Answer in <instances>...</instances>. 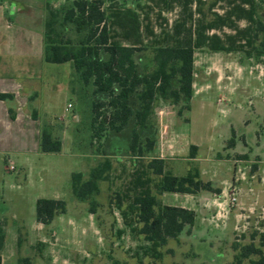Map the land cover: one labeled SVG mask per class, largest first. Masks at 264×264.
Returning <instances> with one entry per match:
<instances>
[{"label":"rangeland","instance_id":"rangeland-1","mask_svg":"<svg viewBox=\"0 0 264 264\" xmlns=\"http://www.w3.org/2000/svg\"><path fill=\"white\" fill-rule=\"evenodd\" d=\"M36 1L47 12L45 29L47 22H52V29L45 32L53 43H70L76 46L86 39L87 34H78L73 26L65 25L62 20L63 9L75 0ZM101 1L105 3V10L121 14L123 10H132L139 17V38L132 37L131 41H127L123 30L114 25L111 26L110 33L112 43L121 46H132L134 40H139L136 46L140 51L135 55V62L141 75L155 70L154 50L172 44L173 26L180 18L188 19L194 30L203 29L209 24L217 25V29L208 35H218L224 40L226 36L236 37L239 31L253 26L246 19L250 13L264 22V0ZM48 10L55 14L51 15ZM221 19L225 20L226 25L221 24ZM114 20L111 19L110 22ZM246 42H240L242 48L231 53L212 52L207 47L197 50L192 100L175 102L155 99L144 130L133 119L119 133L113 132L106 125L104 131L95 138L91 131L95 110L101 106L100 114L110 118L114 112L111 100L106 94L96 93L93 81L85 85L74 72V116L81 119L74 137L78 148L72 150L68 146L62 157L51 156L45 160L51 170L65 172L75 169L76 165L90 171L93 165L106 159L112 163L107 187L97 199L100 208L95 220L101 227V232L95 235L97 255L105 256L100 264L104 261L105 264H161L160 252L152 251L151 245L138 234L141 225L138 224V208L134 204L142 192L156 193L161 179L153 177L147 168L155 159L163 160L164 164L167 161L168 170L165 174L174 175L172 172H176L182 175L179 178L188 176L190 172L198 173L200 177L197 164H209L207 172L210 174L211 163L226 161L224 166H227L232 160L235 163V178L228 197L231 208L237 205L233 199L240 197L245 189L239 198V212L233 217L237 226L235 231L214 235L221 236V240L225 242L221 255L217 256L196 244L194 250L191 249V228L187 227L182 237L184 245L175 241L180 245L178 254L169 250L173 261L193 259L196 252L202 256L200 261L193 262L195 264H237L234 256L240 254L242 247L249 245H254L264 253V199L261 201L257 196L256 201L247 202L245 197L253 192L251 182L264 186V55H257ZM101 55L104 56V53L101 52ZM134 102L133 99L132 104H136ZM136 106L133 105L134 108ZM102 120L103 116L100 121ZM134 129L140 134L143 148H147L148 141L154 142L152 152H131ZM233 137L235 146L231 148L229 142ZM192 142L198 143L199 147L192 145ZM79 151L83 154V160L73 156V153ZM193 153H196L194 159L191 158ZM186 164L191 168L188 173L184 171ZM40 177L37 173H31L29 180L25 182L23 177L19 178L15 173L2 172L0 191H4L6 195L36 193L42 184ZM44 178L45 182L50 181V177L43 175ZM242 184L246 188L243 189ZM238 192L239 196L235 195ZM6 205L9 206L10 213L19 209L12 203ZM3 207L0 205V208ZM222 214H216L213 222L218 230L221 226L226 227L230 220L227 211H222ZM24 237L25 230H21V242ZM51 247L54 249L53 245ZM40 251L41 248L37 245L35 253L39 254ZM90 252L86 241L80 239L70 245L65 254L67 260L74 259L76 255L87 260ZM51 254L55 256L54 253ZM59 254L62 256L64 253ZM258 259V256H251L241 264H250L251 260ZM41 264L50 263L44 261Z\"/></svg>","mask_w":264,"mask_h":264},{"label":"crops","instance_id":"crops-1","mask_svg":"<svg viewBox=\"0 0 264 264\" xmlns=\"http://www.w3.org/2000/svg\"><path fill=\"white\" fill-rule=\"evenodd\" d=\"M46 17L47 12L36 0H0V173H15L17 177H23L25 182L29 180L31 173H37L42 182L36 193L6 195L4 191H0V205L4 206L0 208V222L5 223L6 233L5 246L1 252L2 264H18L20 258H30L33 264H41L44 261L50 264H100L105 260V256L97 255L95 235L101 232V227L97 225L96 215L89 213L88 205L74 198L71 187L74 173H82L87 180L90 171H85L82 165H76L75 169L66 172L51 170L46 165L47 157H62L68 146L77 150L74 137L81 123L80 117L74 116L73 64H50L45 60ZM2 96H10L12 100H3ZM69 105H72V108L67 110ZM33 112L37 113L38 120L33 119ZM43 124H47L53 136L62 142L61 153L41 152ZM192 145L199 147L195 142H192ZM73 156L83 160L80 151L73 153ZM225 162L211 163L210 174L207 172L209 164H197L201 180L211 183L221 194L203 191L195 195L163 193L158 196L163 206L183 208L196 213L189 246L194 250V244L199 245L217 256L221 255L225 242L221 240V236L214 235L235 231L237 226L233 217L239 212V198L246 188L242 184L244 190L237 198V205L231 208L228 197L235 178V163L231 160V164L224 166ZM99 163L93 166L96 167ZM167 165L166 161L165 171L168 170ZM190 169L186 164L184 171L188 173ZM172 173L177 177L182 176L176 172ZM43 175L50 177V181L45 182ZM152 176L156 177L153 174ZM250 184L253 192L244 195L248 199L247 202L256 201L257 196L262 201L264 186H257L255 182ZM106 187V182L100 184L101 194ZM237 194L239 196V192ZM41 199L65 201L67 213L56 216L49 226L38 223L36 207ZM7 203L15 204L14 207L19 209L10 213ZM222 211L229 213L230 220L226 227L221 226L218 230L213 226V222L217 216L223 215ZM21 230H25V237L20 244ZM183 234L184 232L178 240L181 245H184ZM80 239L86 241L91 251L87 254L89 258L85 260L76 255L74 259L67 260L65 253L69 246ZM37 245L41 248L39 254L35 253ZM103 247L105 248V244ZM179 247L175 240H169L167 246L159 249L160 263L195 264L193 262L200 261L202 255L195 251L193 259L173 261L170 251L178 254ZM60 252L64 254L61 256Z\"/></svg>","mask_w":264,"mask_h":264},{"label":"trees","instance_id":"trees-1","mask_svg":"<svg viewBox=\"0 0 264 264\" xmlns=\"http://www.w3.org/2000/svg\"><path fill=\"white\" fill-rule=\"evenodd\" d=\"M165 1V0H162ZM105 3L101 0H75L62 11V20L65 25L73 26L78 34H87L86 39L72 46L68 44L53 43L48 34L52 29L50 20L46 24L45 32V60L50 64L72 63L78 78L88 85L93 81L97 94H106L110 101L113 113L108 118L100 114V108L95 110L91 124L94 137L104 131L106 125L119 133L125 130L131 120L135 119L141 129L147 128V120L152 105L157 98L180 102L183 99L190 101L193 98V85L195 74V54L197 50L207 47L212 52H235L242 46L240 42L247 41L257 55H264V22L256 19L250 13L246 19L253 25L244 31H239L238 36L208 35L217 29V25L209 24L203 29L194 30V26L186 18H180L174 23L172 30V44L157 47L154 50L156 68L153 72L141 75L135 62V55L139 40H134L132 46H121L112 43L110 28L117 26L123 30L126 40L132 37L139 38V17L132 10H123V14L104 9ZM51 15L54 11L48 10ZM243 12V10H241ZM115 19L114 22H110ZM221 24L226 25L221 19ZM104 53V56L101 55ZM3 100H12L10 96H2ZM135 100L132 104V100ZM133 105H137L136 108ZM102 121L100 119L102 118ZM14 119V114L11 112ZM33 119L38 120V115L33 112ZM111 120V122H109ZM147 148L140 142V134L134 129L132 132L131 152L140 154L150 153L154 149V142L148 141ZM235 146L233 137L229 142ZM41 152L45 154H59L62 151V142L53 136L50 127L43 124L41 133ZM196 149V148H195ZM196 153L191 155L194 159ZM164 161L152 160L148 170L161 179L156 193L142 192L134 201L138 208V224L141 225L139 236L151 245L152 251L167 246L169 240L178 241L187 227L195 224L196 213L178 207L163 206L158 196L163 193H178L195 195L200 192L221 194L214 189L211 183H204L198 173H189L188 176L179 178L165 174ZM112 169V163L105 160L92 168L87 180L82 173L72 175L71 187L74 198L89 206V213L96 215L100 204L98 197L101 194L100 184L107 182ZM67 213V203L63 200L41 199L37 202V221L45 226L51 225L55 217ZM5 223L0 222V264L1 252L6 242ZM21 244V241H20ZM251 256H258V260H251L250 264H264V253L254 245L244 246L240 254L234 256L237 264L248 260ZM18 264H33L30 258H20Z\"/></svg>","mask_w":264,"mask_h":264},{"label":"built area","instance_id":"built-area-1","mask_svg":"<svg viewBox=\"0 0 264 264\" xmlns=\"http://www.w3.org/2000/svg\"><path fill=\"white\" fill-rule=\"evenodd\" d=\"M71 108H72V105H69L67 110H70ZM11 169L13 170L14 168L12 167ZM235 195H237V193ZM233 201L237 202V198H234Z\"/></svg>","mask_w":264,"mask_h":264}]
</instances>
